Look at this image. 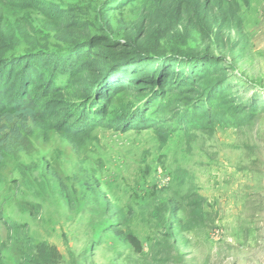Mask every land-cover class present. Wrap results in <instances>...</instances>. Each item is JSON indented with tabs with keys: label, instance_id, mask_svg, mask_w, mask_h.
<instances>
[{
	"label": "rangeland",
	"instance_id": "rangeland-1",
	"mask_svg": "<svg viewBox=\"0 0 264 264\" xmlns=\"http://www.w3.org/2000/svg\"><path fill=\"white\" fill-rule=\"evenodd\" d=\"M40 1L118 40L138 21L139 0ZM228 2L224 34L183 22L161 48L220 58L246 114L163 138L101 128L79 148L36 129L0 162V264H24L27 251L46 264H264V0ZM6 14L33 24L29 41L53 44L39 10Z\"/></svg>",
	"mask_w": 264,
	"mask_h": 264
},
{
	"label": "trees",
	"instance_id": "trees-1",
	"mask_svg": "<svg viewBox=\"0 0 264 264\" xmlns=\"http://www.w3.org/2000/svg\"><path fill=\"white\" fill-rule=\"evenodd\" d=\"M228 1L139 0L138 21L118 40L110 30L96 35L88 20L55 3L0 0V162L26 150L36 129L79 148L101 128L153 130L163 138L245 115L247 103L241 107L238 92L226 88L220 58L161 48L183 22L224 34L236 21ZM31 9L44 18L41 29L53 37L51 46L29 41L36 37L26 19L7 18L8 11ZM23 256L24 264H46L29 251Z\"/></svg>",
	"mask_w": 264,
	"mask_h": 264
}]
</instances>
